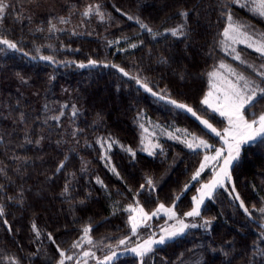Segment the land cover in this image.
<instances>
[{
  "label": "trees",
  "instance_id": "1",
  "mask_svg": "<svg viewBox=\"0 0 264 264\" xmlns=\"http://www.w3.org/2000/svg\"><path fill=\"white\" fill-rule=\"evenodd\" d=\"M4 3L0 39L17 49L0 45V264H9V258L53 264L57 247L70 251L84 227L93 245L114 244L129 235L124 209L137 202L153 210L173 205L179 196L177 213L190 210L198 182L184 189L202 152L160 139V148L149 155L141 143L142 120L215 140L194 118L145 92L136 80L219 128L224 121L201 100L208 72L224 58L226 15L264 30L261 19L231 0ZM61 18L69 22L61 24ZM137 20L157 35L141 29ZM50 21L55 31H49ZM175 28L183 34L172 36L168 30ZM248 112L250 118L264 112V100ZM109 137L118 142L111 148L103 143ZM230 173L231 183L202 208L210 225L155 247L152 264H264V215L258 211L264 207V142L243 147ZM111 264L142 263L127 254Z\"/></svg>",
  "mask_w": 264,
  "mask_h": 264
},
{
  "label": "snow or ice",
  "instance_id": "2",
  "mask_svg": "<svg viewBox=\"0 0 264 264\" xmlns=\"http://www.w3.org/2000/svg\"><path fill=\"white\" fill-rule=\"evenodd\" d=\"M234 4H239L241 7L247 6L244 3H241V0H231ZM253 5L252 11L256 12L259 16L264 17V0H251ZM8 7L4 0H0V19L3 18L5 9ZM93 9L90 7L85 10L83 15L85 17L89 16ZM97 15H100L99 11H96ZM180 15L187 16L186 12H181ZM103 18V17H101ZM132 19V17H129ZM228 25L224 28L223 40L221 43L225 45L226 52L225 55H230L233 60L238 61L241 64H246L248 68L256 71V75L260 78V83L255 82L254 80L246 77L242 73L238 72L235 68L231 67L228 64L221 62L219 65L220 69L224 70L226 75L221 74L217 71L209 73L210 80V91L205 94L204 98L201 100V104L205 105L211 112L218 113L219 116L223 117L227 121V126L223 132L217 131L215 127L207 119H201L192 108L188 107L185 104L177 103L174 100H168V103L174 105L178 109L185 110L191 113L193 116L199 120L200 124L204 126L209 132L220 137L222 141V147L215 148L214 154H211L213 151L212 145H210L206 140L200 139L196 136H192L191 140L187 138L188 134L185 133L184 138L180 139L179 137L169 134L170 139H178L180 143L184 144L189 150L196 151L197 149L204 150L207 154L204 155L203 160L200 163L199 168L195 171L192 176V180L196 181L200 178L201 173L204 172L206 168L210 165L212 166V178L207 182L201 184L197 189V196L192 198L193 207L190 211L184 213L185 217L196 218L201 216V205L204 203V200L207 198L209 200L214 198L216 190L219 188H224L225 183H231L232 176L229 171L230 166L239 158L241 146L248 144L250 142L260 139L261 142H264V112H261L258 116L253 113V118H246V112L249 108H254L257 103L261 100H264V71H257L254 65L247 64L246 61L241 59V55L237 52L236 48L233 45L243 44L246 48L252 49L256 52L259 57L264 59V34H261V39L259 41H253L252 38L242 31L243 25L234 21L233 16L229 14L227 16ZM61 24L68 23L64 18H61L59 21ZM50 23L49 31H55L56 26ZM137 23L140 25L141 29L148 31L153 36L157 33H153L152 29L144 24L142 21L137 20ZM171 32L172 36H178L183 34L182 28H175L168 30ZM118 42V41H117ZM0 45L6 46L7 49H17V45L7 39H0ZM136 47V45H132ZM41 59H50L49 57H41ZM90 64H94V61H89ZM79 67H84V65H79ZM261 68L264 69V64H261ZM123 72V69H119ZM128 75V73H124ZM136 83L144 89L145 92H152V90L147 86L146 83H143L141 80L137 79ZM153 96L158 94L152 92ZM159 99H164V97H158ZM75 108L73 109V115H75ZM63 115V112H61ZM54 119H59V117H54ZM141 128L147 133V129L141 125ZM176 132H181L180 129H176ZM98 143L101 141L98 140ZM108 147L111 148L113 144L118 143L113 140L111 137L107 141ZM141 143L144 144V137L142 136ZM160 148L159 144H147L144 146L143 150L148 151L149 155H154L152 149ZM129 153H132L130 148L125 149ZM162 150V149H161ZM225 152L227 153L225 155ZM134 155V153H132ZM222 160L223 163H219ZM212 162H216L213 164ZM63 163H61L60 168H63ZM59 171V168L57 169ZM112 171L115 172L113 168ZM100 183L99 180H97ZM146 184L151 188L153 186V181L149 178L146 180ZM141 189L145 185L140 186ZM188 185H185L187 190ZM67 186L65 187V192H67ZM234 192L235 189L233 188ZM135 199V197H134ZM179 199V196L176 197V200ZM234 199L239 200V195H236ZM241 208H244L243 202L240 205ZM124 211L129 213L128 223L131 227V233L133 236L138 235V229L145 225V222L152 219L153 217H158L160 214H163L167 217L168 220H175L174 225H170L167 228L162 229L164 235H161L159 239H153L152 235L148 239L144 240L142 243L137 244L135 247L127 249L131 251L137 257L143 259L148 253L153 251L154 245H162L166 240L171 239L175 236H178L184 233L187 228H195L198 225L195 223L186 224L183 219L178 218L175 210V201L172 207H166L164 204H159L158 207L151 213L145 211L144 207H141L137 202L136 206L133 207L131 204L128 205ZM247 212V209H245ZM262 215H264V207L258 210ZM4 216V209L0 207V217ZM211 223L210 220H205L201 227H207ZM5 224L7 221L5 220ZM264 227V226H262ZM33 232L39 237V231L36 228V225H32ZM90 229L84 227V235L80 240L74 241L71 245L72 249H80L83 243H88L93 245L94 241L89 236ZM154 235V234H153ZM49 240H53L52 236L49 234ZM54 243V241H53ZM126 239H120L118 241L117 247L121 245H126ZM111 249V245L108 246ZM56 251L59 253V260L57 264H65V261H72L74 259L73 255L68 254L65 250H62L59 246ZM117 253L113 250L110 254L104 256L103 259H96V264H111V261ZM83 258H96L95 253L91 251H83ZM76 264H87V259L75 258ZM9 264H19L15 258H9Z\"/></svg>",
  "mask_w": 264,
  "mask_h": 264
},
{
  "label": "rangeland",
  "instance_id": "3",
  "mask_svg": "<svg viewBox=\"0 0 264 264\" xmlns=\"http://www.w3.org/2000/svg\"><path fill=\"white\" fill-rule=\"evenodd\" d=\"M241 3L246 4L247 6H245L244 8H247L249 10L248 11L249 13L253 14L254 16H256L258 18H260L261 21L264 24V17H261L256 12L252 11L253 5L251 3V0H241ZM234 5H236L238 7H241L239 4H234ZM228 15H229V13L226 15V25H225V27L228 25V20H227V16ZM233 19L237 23H239V24H241V25L244 26L242 28V31H244L247 35H249L252 38L253 41H259L261 39V34H264V30L260 26H257L254 23H251V22H248V21H245V20H241V19H235L234 17H233ZM222 40H223V36H222L221 41ZM233 47L236 48L237 52L241 55V59L244 60V61H246L247 64L254 65V67H255V69L257 71H264V69L261 68V64H264V59H262L261 57H259V55L256 52H254L250 48H246L243 44H236V45H233ZM221 49H222V54H223L222 56H224V58H222V57L221 58H218V60L215 61L214 65L212 66V68L210 69V71L208 72V74L211 73V72H213V71H217V72H219L221 74L226 75V73H224V70L223 69H220V67H219V65L221 64V62H223V63L228 64L231 67L235 68L238 72H240L243 75H245L246 77L254 80L255 82H257V79L260 80V78L256 75V71H253V69L248 68L246 66V64H241L238 61L233 60L230 55H225V52H226L227 49H226L225 45H223L222 43H221ZM208 74H207V77H206L207 89H206L205 94L210 91V80H211V78L209 77ZM148 93H152V92H148ZM205 94H204V96H205ZM204 96H203V98H204ZM156 97H159V96L157 95ZM161 100L164 101V102H166V103H168V100L169 99L164 98V99H161ZM168 104H170V103H168ZM170 105H172V104H170ZM172 106L175 107L174 105H172ZM176 109H178V108H176ZM179 110L185 112L186 114H188L189 116H191L192 118H194L200 124L199 120H197L196 117L193 116L191 113H189V112H187L185 110H182V109H179ZM208 112L213 113L209 109H208ZM214 114H216L218 118H220L221 120H223L224 123L219 128L216 127L215 125H213L212 123L211 124L213 125V127H215L217 129V131L223 132V130L227 126V121L223 117L219 116L218 113H214ZM251 114L252 113L251 112H248V110H247V112H246V118H250L249 116ZM196 115H197V113H196ZM197 116H199V115H197ZM199 117L201 119H206L203 116H199ZM209 123H210V121H209ZM142 125L144 126V128H146L148 130L147 133H145L144 130H143V132H144L143 133V137H144V144L143 145L144 146L147 145V144H149V143H151V144H158V140H160V139H167V140H176V141H179L178 139H170L169 138V134L170 133L173 136L179 137L180 139H183L184 138V135H185V132H183V131L176 132V129L177 128H171V127H165V126L160 127L162 125L154 124L153 122L149 121L148 119H143L142 120ZM200 125L204 128V126L202 124H200ZM204 129L215 140V142H209V141L206 140L210 145H212L213 151L211 152V154H214V149L215 148H220V147L223 146L222 145V141H221L220 137L212 134L206 128H204ZM192 136L193 135L188 134L187 138L189 140H191ZM253 142H255V141H253ZM253 142H250L248 144L242 145L241 146V151H242L243 147H245V146H247V145H249V144H251ZM156 149H158V148H156ZM154 150L155 149H152V151H154ZM197 150H200L202 152V158H201V161H202L204 155L207 154V153L204 150H202V149H197ZM241 151H240V155H241ZM145 152L148 153V151H145ZM226 154L227 153L225 152V155ZM240 155H239V157H240ZM238 159L236 161H234L233 164L236 163L238 161ZM201 161H200V163H201ZM212 163L215 164L216 162H212ZM219 163H223V161L220 160ZM232 165L230 166L229 171L231 170ZM211 178H212V166L210 165L208 168H206L204 170V172L201 173V176H200V178L198 180L193 181L191 179L190 183L188 184V187L192 183L198 182V185H197V189H198L201 186V184L207 183ZM227 184L228 183L226 182L225 183V186H227ZM197 195H198V193H197V190H196V194L194 196H197ZM208 200L209 199L206 198L204 200V203L201 205V212H202V208H203L204 204ZM177 201L178 200L175 201V204L177 203ZM139 205L141 207H143L141 204H139ZM135 206H133V207H135ZM172 206L173 205L166 206V207H172ZM192 207H193V205H192ZM155 209H153V210H147V209H145V211L148 212V213H151ZM190 210H188V211H190ZM176 214H177V217L183 219L186 224L195 223L198 226L195 227V228H191V227L190 228H187V229H185L184 233H182V234H180L178 236H175V237H173L171 239H168L166 241H169V240L175 239V238H177L179 236H182L187 231H190V230H193V229H198V228H200V229L201 228H204V227H201L200 226L204 222L202 216H199V217H196V218H190V217H185L184 214H178L177 211H176ZM128 217H129V214H128ZM175 223H176L175 220H168L166 216H164L163 214H160L158 217H153L152 219L146 221L145 222V225L142 226V227H140L138 229V235H136V236H133L132 235V233H131V227H130V225L128 223V230L130 232L129 235L120 238V239H126V241H127V244L126 245H121V246H118L117 247V244H118V241H117L114 244H110L112 246L111 249H110L108 247L109 245H104V246L89 245L88 243L85 242V243L82 244V247L80 249H70V251L67 252L68 254L73 255L74 256V259L72 261H65V264H76L75 258H78V257L79 258H82V259H87V264H96V259L97 258L98 259H103L105 255L110 254L111 251H113V250L117 253V255L114 257V259L111 262H113L116 258L121 257V256H124V255H127V254L134 256L135 254L132 253L131 251H127L126 248L127 249H130V248L135 247L137 244L142 243L144 240L148 239V237L150 235H152V238L153 239H159L161 235H164V232L162 231V229L167 228L170 225H174ZM157 246H161V245H154L153 246V249L155 247H157ZM83 251H91V252H94L96 258H83L82 257ZM138 258H139V260H140V262L142 264H152L153 263V260L150 258V253H148L146 256H144L143 259H141L140 257H138ZM53 264H57V262H55Z\"/></svg>",
  "mask_w": 264,
  "mask_h": 264
}]
</instances>
